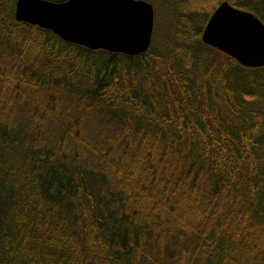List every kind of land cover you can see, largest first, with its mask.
I'll return each instance as SVG.
<instances>
[{
  "label": "trees",
  "instance_id": "obj_1",
  "mask_svg": "<svg viewBox=\"0 0 264 264\" xmlns=\"http://www.w3.org/2000/svg\"><path fill=\"white\" fill-rule=\"evenodd\" d=\"M147 1L129 55L0 0V264H264V66L201 40L223 0Z\"/></svg>",
  "mask_w": 264,
  "mask_h": 264
},
{
  "label": "water",
  "instance_id": "obj_2",
  "mask_svg": "<svg viewBox=\"0 0 264 264\" xmlns=\"http://www.w3.org/2000/svg\"><path fill=\"white\" fill-rule=\"evenodd\" d=\"M14 16L66 41L129 55L148 49L154 26L147 0H15ZM201 40L240 65L264 66V23L226 0L209 16Z\"/></svg>",
  "mask_w": 264,
  "mask_h": 264
},
{
  "label": "rangeland",
  "instance_id": "obj_3",
  "mask_svg": "<svg viewBox=\"0 0 264 264\" xmlns=\"http://www.w3.org/2000/svg\"><path fill=\"white\" fill-rule=\"evenodd\" d=\"M155 11H156V18H154V24L157 26V32L160 33V35L156 36V37L158 38L157 40H159V42H160L159 45L163 46L165 39L163 38L164 36L162 35V32H163L165 26L167 25V23L170 21L171 13L163 5H158L156 7Z\"/></svg>",
  "mask_w": 264,
  "mask_h": 264
}]
</instances>
